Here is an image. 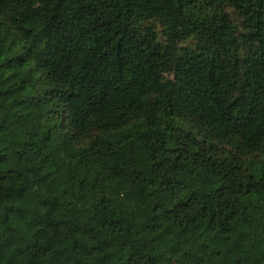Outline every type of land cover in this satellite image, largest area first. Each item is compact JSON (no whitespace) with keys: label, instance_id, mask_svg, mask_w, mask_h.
Wrapping results in <instances>:
<instances>
[{"label":"trees","instance_id":"16d2710c","mask_svg":"<svg viewBox=\"0 0 264 264\" xmlns=\"http://www.w3.org/2000/svg\"><path fill=\"white\" fill-rule=\"evenodd\" d=\"M0 264H264V0H0Z\"/></svg>","mask_w":264,"mask_h":264}]
</instances>
